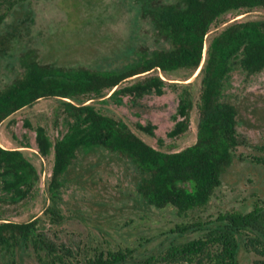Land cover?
I'll use <instances>...</instances> for the list:
<instances>
[{
  "label": "trees",
  "instance_id": "16d2710c",
  "mask_svg": "<svg viewBox=\"0 0 264 264\" xmlns=\"http://www.w3.org/2000/svg\"><path fill=\"white\" fill-rule=\"evenodd\" d=\"M138 2L140 16L150 21L161 43L159 48L139 49L131 62L109 70L58 68L40 63L36 52L28 51L20 59L21 74L0 89V125L40 99H58L66 117L64 134L52 143L43 127L34 129L38 154L46 157L51 150L53 153L47 185L52 203L77 154L83 149L100 148L132 164L139 175L136 192L146 204L157 209L172 207L179 217H187L209 203L221 185L223 173L236 158V149L248 145L237 131L236 107L223 97L225 83L235 70H241L246 77L264 71V20L236 21L208 42L206 37L222 15L264 9V0ZM156 69L163 74L198 70L196 141L178 152L152 147L123 120L102 114L93 105L106 96L120 101L121 95L131 99L162 95L166 83L158 75L148 74ZM130 79L134 81L121 86ZM171 88L178 91L176 117L180 119L167 137L175 138L189 128L193 98L185 86L173 84ZM135 128L154 136L153 125L136 123ZM157 142L161 144L160 139ZM250 163L264 166V159L254 158ZM38 179L37 170L22 151L0 147V191L11 202L26 199ZM45 212L54 220L60 218L54 207ZM38 221L0 220L1 261L15 264L19 254L26 253L38 264H240L238 257L244 251L259 257L253 264H264V199L260 197L248 212L228 211L209 221L176 224L168 231L175 241L141 258L135 249L126 247L94 249L91 256L76 259L70 247L40 232ZM188 233L197 237L176 241Z\"/></svg>",
  "mask_w": 264,
  "mask_h": 264
},
{
  "label": "rangeland",
  "instance_id": "374dc122",
  "mask_svg": "<svg viewBox=\"0 0 264 264\" xmlns=\"http://www.w3.org/2000/svg\"><path fill=\"white\" fill-rule=\"evenodd\" d=\"M170 3L175 0H160ZM138 0H0V89L20 75V59L34 50L42 64L58 68L84 66L96 70L118 68L131 62L135 51L159 48L152 25L140 16ZM264 20V9L233 11L222 15L210 28L206 40L236 21ZM206 47V46H205ZM198 70L163 74L164 93L138 99L121 95L119 100L94 101L102 114L123 120L147 144L164 152H178L196 141L200 81ZM148 74L158 75L157 71ZM144 76V74L142 75ZM190 76V77H189ZM130 79L121 86L129 85ZM187 87L193 98L188 130L167 137L176 120L178 91L171 85ZM109 93H107L108 95ZM223 97L237 111V131L248 143L235 151L232 165L223 173L221 185L202 209L179 217L172 207L157 209L146 204L136 192L139 175L126 159L104 149L81 150L61 179L52 203L47 191L53 163L52 150L38 154L36 127H43L53 143L66 130L60 100L40 99L0 125V147L18 149L33 164L38 182L21 202L14 203L0 191V220L26 223L38 219L37 229L52 241L70 247L83 260L94 249L131 248L141 258L164 249L175 241L168 231L188 221H209L219 213L248 212L256 197L264 199V166L250 163L264 159V71L246 77L241 70L230 74ZM88 103V102H87ZM153 125L154 136L135 128ZM161 140V144L158 140ZM246 157L239 160L237 157ZM54 207L59 219L46 214ZM197 237L188 233L177 242ZM259 257L242 251L240 264H253ZM0 264H8L0 260ZM15 264H38L21 253Z\"/></svg>",
  "mask_w": 264,
  "mask_h": 264
},
{
  "label": "built area",
  "instance_id": "2783aa9c",
  "mask_svg": "<svg viewBox=\"0 0 264 264\" xmlns=\"http://www.w3.org/2000/svg\"><path fill=\"white\" fill-rule=\"evenodd\" d=\"M156 71L158 72V76L163 79L162 75H161V71L159 69H156ZM148 73V72H147Z\"/></svg>",
  "mask_w": 264,
  "mask_h": 264
}]
</instances>
